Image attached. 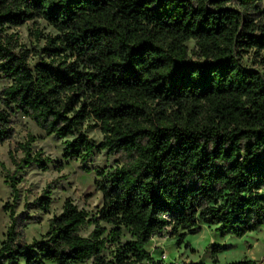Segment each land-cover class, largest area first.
Listing matches in <instances>:
<instances>
[{
  "label": "trees",
  "instance_id": "1",
  "mask_svg": "<svg viewBox=\"0 0 264 264\" xmlns=\"http://www.w3.org/2000/svg\"><path fill=\"white\" fill-rule=\"evenodd\" d=\"M263 1L0 0V75L8 82L0 89V145L20 114L46 135L71 137L65 160L105 149L118 162L94 170L96 212L66 198L40 239H25L32 217L5 202L0 262L165 264L146 246L166 229L182 237L207 225L242 236L264 224V74L243 62L264 52ZM38 18L57 33L32 65L8 28ZM88 125L99 127L98 143ZM32 141L18 143L24 156L11 159L46 169ZM7 177L16 199L15 174ZM50 202L45 190L33 204L46 212ZM123 229L131 236L124 243Z\"/></svg>",
  "mask_w": 264,
  "mask_h": 264
},
{
  "label": "rangeland",
  "instance_id": "2",
  "mask_svg": "<svg viewBox=\"0 0 264 264\" xmlns=\"http://www.w3.org/2000/svg\"><path fill=\"white\" fill-rule=\"evenodd\" d=\"M264 5V1L262 3ZM8 32L18 37L20 48L29 51V61L33 65L44 57L42 48L45 46L46 36H54L57 32L42 19H33L18 26H10ZM187 47L194 49V42L187 41ZM245 65L256 68L264 74V52L260 56L247 53L243 57ZM7 80L0 75V89L7 84ZM92 122H89L91 124ZM85 132L94 143L102 139L99 127L86 126ZM32 136L31 154L39 153L43 164L42 169L37 163L21 164L17 168L11 159L23 158L24 153L18 149V143H24ZM71 137L58 138L46 135L33 120L17 114L13 122L12 137L0 145V241L4 239L6 229L10 224L9 211H3L2 205L8 202L15 215L26 213L32 220L24 223V235L28 242L45 237L48 232V219L53 214L61 212L63 201L70 198L78 208L93 214L102 204V195L95 188V169L114 168L117 157L105 149L94 152L85 161L78 158L65 160L62 156L66 140ZM85 168H89L87 171ZM15 174V199L7 175ZM51 198L46 212L38 209L33 203L43 192ZM264 195V188L261 190ZM108 229L110 225L104 224ZM92 229L91 225L84 226L81 234L86 236ZM131 238L130 233L122 230L120 241L124 243ZM214 245L217 247L214 248ZM147 251L154 260H161L165 264H177L182 261H199L206 264H225L235 260L253 259L264 264V224L242 236L220 234L215 226L202 225L194 234L187 233L182 237L170 236L168 229L159 235H154ZM113 245L104 251V256L110 257ZM86 261L80 264H90ZM0 264H8L1 261ZM23 264V263H21ZM144 264H149L147 261Z\"/></svg>",
  "mask_w": 264,
  "mask_h": 264
}]
</instances>
